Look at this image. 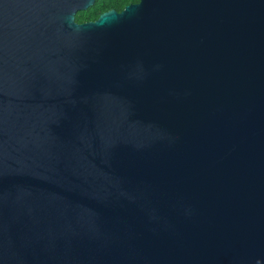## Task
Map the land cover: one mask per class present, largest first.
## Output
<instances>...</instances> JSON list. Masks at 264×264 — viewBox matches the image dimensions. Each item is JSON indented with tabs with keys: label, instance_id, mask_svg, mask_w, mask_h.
I'll list each match as a JSON object with an SVG mask.
<instances>
[{
	"label": "water",
	"instance_id": "obj_1",
	"mask_svg": "<svg viewBox=\"0 0 264 264\" xmlns=\"http://www.w3.org/2000/svg\"><path fill=\"white\" fill-rule=\"evenodd\" d=\"M0 0V264H264V0Z\"/></svg>",
	"mask_w": 264,
	"mask_h": 264
},
{
	"label": "trees",
	"instance_id": "obj_2",
	"mask_svg": "<svg viewBox=\"0 0 264 264\" xmlns=\"http://www.w3.org/2000/svg\"><path fill=\"white\" fill-rule=\"evenodd\" d=\"M129 2H115L113 0H97L95 4L86 11H80L76 15V21L79 23H85L89 21H95L99 16L111 9L121 10Z\"/></svg>",
	"mask_w": 264,
	"mask_h": 264
},
{
	"label": "flooded vegetation",
	"instance_id": "obj_3",
	"mask_svg": "<svg viewBox=\"0 0 264 264\" xmlns=\"http://www.w3.org/2000/svg\"><path fill=\"white\" fill-rule=\"evenodd\" d=\"M97 1V0H96ZM106 1H110V0H106ZM113 1H115V2H126V1H128L129 3L128 4H126L125 6H124V8L123 9H121V10H116V9H111V10H115V11H117L118 13H121L126 7H128V6H130V5H137V4H139L140 2H141V0H113ZM110 11V10H109ZM96 21V20H95ZM90 22V21H89ZM79 23V22H78Z\"/></svg>",
	"mask_w": 264,
	"mask_h": 264
}]
</instances>
